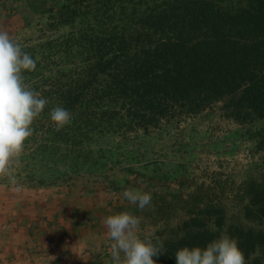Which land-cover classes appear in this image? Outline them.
<instances>
[{"label":"trees","instance_id":"trees-1","mask_svg":"<svg viewBox=\"0 0 264 264\" xmlns=\"http://www.w3.org/2000/svg\"><path fill=\"white\" fill-rule=\"evenodd\" d=\"M34 19L56 34L22 46L37 59L24 82L49 104L15 159L13 185L72 189L123 167L158 185L151 206L132 205V214L142 211L160 224L152 241L161 252L153 257L157 264H175L180 247H203L222 235L238 241L246 264H264V175L227 191L217 178L196 176L192 166L198 147L218 158L230 153L210 140L206 120L217 112L238 125L228 132L231 149L247 143L264 152V0H0V30L10 33ZM57 100L72 106L71 120L58 124L51 115ZM166 138L174 139L165 149L175 160L156 157ZM107 181L118 189L124 183ZM48 228L33 222L28 228L43 255ZM110 254L90 262L111 264Z\"/></svg>","mask_w":264,"mask_h":264},{"label":"rangeland","instance_id":"rangeland-1","mask_svg":"<svg viewBox=\"0 0 264 264\" xmlns=\"http://www.w3.org/2000/svg\"><path fill=\"white\" fill-rule=\"evenodd\" d=\"M64 32L62 30L57 34ZM9 34L22 47L46 40L56 33L45 29L38 19H34L29 26H22L19 23ZM206 121L210 131V140L216 139L214 142L217 145V142L224 143L225 148L222 150L230 153L218 158L209 147H198L196 150L198 155L192 164L196 170V176L204 177L206 182L217 178L221 184L227 186V191H230L229 187L240 185L250 176H254L258 180L264 175L263 151L256 152L249 149L247 143H239L237 147L231 149L233 139L228 138V132L238 127L236 122L220 116L219 112L213 114L212 118H208ZM192 127L186 126L183 135V139L188 144ZM197 127L196 132H200L204 130L205 123L202 126L197 125ZM172 140L174 139H164L162 143L164 150L156 155L159 160H175L174 153L165 149ZM198 142L202 143L203 140H198ZM187 154L183 153V158ZM16 164L15 159L10 162L11 172H15ZM124 170L123 167H116L103 175L92 176L87 180L84 178L81 183L77 182L72 189L59 188L57 185L47 187H24L12 183L7 185L0 180V231L6 230L1 238L5 237L4 240L7 241L3 244L7 249L0 251V264H92L90 262L93 260L92 256L102 260L103 258L107 259L103 253L109 250L111 253L113 241L104 224L105 217L121 211L133 213L132 205L123 197L124 190L136 188L150 192L158 189V185H148L149 183L143 180H136L134 175H128ZM195 173L192 172V174ZM108 176L118 182L123 180L121 188L111 187L107 181ZM190 181V179L187 180L188 183ZM164 183L167 185L170 182L164 181ZM170 184L172 188L177 187L173 183ZM90 211H93L92 218L86 223H81V220L86 219L87 212ZM140 214H142L140 218L144 226H141L140 223L137 234L139 236L143 234L149 241L158 238L156 231L160 230L158 229L160 224H151L149 216L142 211ZM95 215H98L97 218H94ZM57 216L58 218L55 219ZM74 220L77 223L71 224ZM177 220L179 217L171 221L175 223ZM30 222L49 227V239L39 234V237L42 236L41 242L48 243L49 251L45 255L38 253L34 247L35 241H30V247L27 248L24 245V248L21 249V247L20 250H18L19 247L14 249L17 247L16 243H8L9 240L13 241L12 237L15 236L19 238L18 241L24 240Z\"/></svg>","mask_w":264,"mask_h":264},{"label":"clouds","instance_id":"clouds-1","mask_svg":"<svg viewBox=\"0 0 264 264\" xmlns=\"http://www.w3.org/2000/svg\"><path fill=\"white\" fill-rule=\"evenodd\" d=\"M37 59L23 51L21 45L0 30V177L18 183L10 170V162L20 157L24 143L33 134V122L49 99L24 82L23 73L35 70ZM50 113L58 124L73 118L72 106L63 100L50 105ZM123 197L131 205L143 210L151 206L152 194L127 188ZM141 218L129 211L105 217L111 245V264H157L154 256L161 253L157 244L137 234ZM175 264H246L238 241L222 235L205 246H183L175 252Z\"/></svg>","mask_w":264,"mask_h":264},{"label":"crops","instance_id":"crops-1","mask_svg":"<svg viewBox=\"0 0 264 264\" xmlns=\"http://www.w3.org/2000/svg\"><path fill=\"white\" fill-rule=\"evenodd\" d=\"M6 232V230H2V231H0V238L1 237H3L2 236V234H4ZM25 236V239L24 240H22V241H18V237L17 236H15V237H12L13 238V241L12 240H9V242L8 243H10V242H12V243H16V246L17 247H15L14 249L16 250V249H18V247H19V249L18 250H20V248L21 249H23L24 248V245H25V247H30V241H32L31 240V237H30V235L27 233V234H25L24 235ZM5 238V237H4ZM4 238H1L0 240H2V241H0V251L2 250V249H4V250H6L7 249V247L5 246V245H3V244H5L7 241L6 240H4ZM2 244V245H1ZM7 255V254H6ZM0 256H1V253H0Z\"/></svg>","mask_w":264,"mask_h":264}]
</instances>
